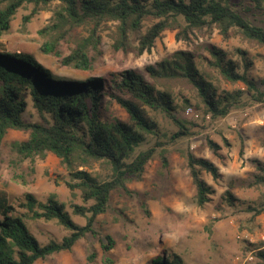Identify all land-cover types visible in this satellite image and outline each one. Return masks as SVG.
Masks as SVG:
<instances>
[{
	"label": "trees",
	"instance_id": "16d2710c",
	"mask_svg": "<svg viewBox=\"0 0 264 264\" xmlns=\"http://www.w3.org/2000/svg\"><path fill=\"white\" fill-rule=\"evenodd\" d=\"M264 8V0H256ZM31 6L22 17L21 32L33 16L51 11L48 24L38 30L42 39L41 52L58 58L63 67L91 70L100 55V30L105 23L114 25L113 48L127 52L133 42L137 53L149 52L166 29L178 30L176 38L189 41L190 35L204 30H217L223 40L239 37L243 42L264 48V29L232 8L229 0H0V37L10 29L15 14ZM146 23H148L146 25ZM79 30V31H78ZM71 47L64 54L62 43ZM208 58L195 51L178 50L145 68L146 78L138 71L127 69L111 79L88 77L84 80L55 78L30 54L10 51L0 42V144L10 130L27 134L13 143L22 158L57 157L71 176L65 183L71 193L78 190L83 204H71V213L85 219L75 223L54 195L46 201L26 193L18 214L6 194L0 191V264H34L54 253L70 251L87 235L97 236L94 223L106 212L113 192L129 193L128 184L142 180L147 164L157 158L162 169L168 167L169 150L160 141L156 114H163L175 130L168 141L190 138L197 125L178 114L180 108L191 107L190 99L177 101L176 90L190 92L196 108L212 119L223 118L249 98L264 102V92L250 78L251 63L246 51L237 50L239 59L214 46H207ZM198 59L204 62L199 63ZM230 83H242L243 89L219 91L214 76ZM114 101L128 115L126 121L106 117L105 104ZM177 101V102H176ZM29 102L39 121L25 120ZM148 137L152 146L139 150ZM207 145L216 151L212 140ZM185 163L195 189V203L204 207L214 196L213 187L203 178L220 176L209 160L185 153ZM99 167L108 172L105 178L93 176L90 170ZM252 186L260 189L258 203L246 211L253 216L264 213V162L254 161ZM223 200L233 206L235 197L226 191ZM144 212L148 211L144 208ZM26 220L54 221L67 234L60 241L42 245L31 233ZM104 253L114 247L106 235L100 241ZM257 264H264V248L254 253ZM94 255L88 256V261ZM105 264H111L110 261ZM147 264H184L181 256L157 255Z\"/></svg>",
	"mask_w": 264,
	"mask_h": 264
},
{
	"label": "rangeland",
	"instance_id": "374dc122",
	"mask_svg": "<svg viewBox=\"0 0 264 264\" xmlns=\"http://www.w3.org/2000/svg\"><path fill=\"white\" fill-rule=\"evenodd\" d=\"M229 3L254 25L264 29V8L256 0H229ZM30 9L28 5L17 11L9 31L0 37V42L10 51L30 54L55 78L84 80L101 77L108 80L127 69L148 78L145 68L175 51L197 49V58H208L205 47L214 46L237 60H240L237 50L246 51V58L251 63L249 76L264 92V48L247 44L239 37L223 40L215 29L190 35L189 41L177 39L178 30L166 29L149 52L139 55L134 49L136 41L127 52L114 50V25L108 22L100 30V55L95 66L89 71L63 67L58 58L44 54L40 49L42 39L37 32L49 23L51 11L38 12L26 25V31H20L22 17ZM70 47L69 41L62 43L64 54ZM198 61L204 62L205 66V61ZM214 82L219 91L244 88L242 83L230 84L217 75ZM175 93L177 101L181 97L190 99L191 108L198 116H186L187 107L180 108L178 114L197 125L196 134L169 142L168 136L175 128L163 114H156L160 141L165 142L164 148L170 152L168 167L162 169L157 158L150 161L142 180L128 184L129 193H112L108 209L95 220L97 236L87 235L70 251L54 253L34 264H105L108 261L111 264H147L157 255L169 256L171 253L181 256L184 264H257L254 253L264 248V213L253 216L246 208L257 204L260 195V189L251 182L254 161L264 162V102L251 98L242 100L227 116L212 119L196 108L190 92L176 90ZM103 113L121 121L128 119L127 113L114 101L105 104ZM23 117L28 121L40 120L30 102ZM26 137V133L10 130L0 144V191L6 194L18 214L26 213L21 206L26 193L39 201H46L54 195L73 221L83 225L85 219L72 215L70 208L71 204H83L80 193L78 190L71 193L67 188L65 183L71 182V176L60 160L51 153L25 159L13 149L14 142ZM208 139L215 143V152L208 147ZM154 142V138L148 137L139 150L152 146ZM187 150L211 161L220 174L217 180L208 173L202 174L215 193L211 202L201 208L195 203V189L186 168ZM89 172L100 179L108 174L99 167ZM227 190L235 197L233 206L223 200ZM26 225L42 245L51 240L60 241L67 234L54 221L26 220ZM106 235L114 240V247L104 253L100 241ZM249 253H252L253 260L244 263ZM91 254L94 260L89 262Z\"/></svg>",
	"mask_w": 264,
	"mask_h": 264
},
{
	"label": "built area",
	"instance_id": "2783aa9c",
	"mask_svg": "<svg viewBox=\"0 0 264 264\" xmlns=\"http://www.w3.org/2000/svg\"><path fill=\"white\" fill-rule=\"evenodd\" d=\"M184 114L186 116H190V117H197L198 115L195 113V111L193 110V108L191 107H187L184 111ZM206 118L208 119V116H206ZM252 253H249L247 255V257L244 260V263H251V261L253 260V256L251 255Z\"/></svg>",
	"mask_w": 264,
	"mask_h": 264
}]
</instances>
